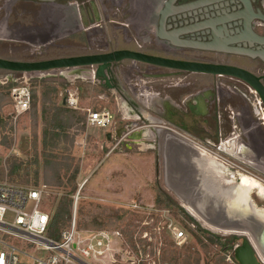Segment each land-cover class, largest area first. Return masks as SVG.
Returning a JSON list of instances; mask_svg holds the SVG:
<instances>
[{
    "label": "rangeland",
    "instance_id": "374dc122",
    "mask_svg": "<svg viewBox=\"0 0 264 264\" xmlns=\"http://www.w3.org/2000/svg\"><path fill=\"white\" fill-rule=\"evenodd\" d=\"M94 3L95 11L103 14L102 0H94ZM55 7L46 3L0 0V58L45 61L80 53L78 47L88 49L90 46L96 50V44L104 40L126 48V38H132L144 44V50L172 59L234 62L224 55L150 48L142 33L136 32L135 36L130 27H114L110 21L119 20L111 17L102 27L87 32L80 29L67 39L55 41L52 31L57 27L51 22ZM114 11L120 13L115 7L110 12ZM93 23L98 24L99 20ZM4 38L18 42H7L2 40ZM45 41L52 43L42 47ZM92 71L95 72L96 67L82 69L79 76H67L64 70L0 71V170L4 171L0 181L42 188L43 209L50 216L64 197L71 199L68 207L71 212L76 196L78 230L94 228L118 233L114 237L112 264H237L231 250L222 251L220 245L233 235L212 233L192 222L169 183L181 182L180 172L174 170L180 163L174 165L176 160L195 163L187 144L175 142V138L204 148L229 165L231 172L264 183L263 174L240 160L247 156L264 163V129L255 114V96L242 84L226 77L189 75L130 61L113 66L110 74L105 72V76L110 77L107 84ZM23 82L27 83L34 99L29 111L16 116L10 91ZM52 89L57 93H52ZM142 93L152 96L138 97ZM45 95L47 100L43 102ZM196 96L201 97L200 102ZM69 99L76 104L70 105ZM165 101L171 107H166ZM57 108L74 112L66 115L68 124L62 131L51 129ZM102 109L111 114V125L106 128L88 126L87 111ZM168 110L170 121L165 118L166 114L160 115ZM158 122L177 131H158L161 129L158 127H164ZM132 131L144 132L141 137L129 140L127 133ZM233 135H236L235 145L243 147V152H237L236 157L218 148L221 141ZM12 168L17 170L14 174H11ZM251 198L257 207H264V201L254 193ZM226 228L249 234L244 226L232 224ZM65 229L59 232L62 234ZM175 231L185 232L186 238L175 241ZM237 238L233 247L241 242L242 238ZM21 260L24 262L23 258ZM84 262L102 264L92 259Z\"/></svg>",
    "mask_w": 264,
    "mask_h": 264
},
{
    "label": "flooded vegetation",
    "instance_id": "af4514ba",
    "mask_svg": "<svg viewBox=\"0 0 264 264\" xmlns=\"http://www.w3.org/2000/svg\"><path fill=\"white\" fill-rule=\"evenodd\" d=\"M11 1L37 3L39 5L41 4L37 0H11ZM217 1L218 0H173V1L171 0H126V1L102 0L103 3L101 4L103 5L105 4V5H104L103 14L100 15L95 11L94 0H57L55 3L52 4L56 6L55 7L56 13L51 22L58 28L59 31H56L57 28L56 29L54 28V30L52 31V36L55 38V41L62 40V38L67 39L70 36L74 35V33H77L80 29H84V31L87 32L91 29L94 28L97 29L99 27L104 26L103 22L105 20H108L109 17L117 18L119 22L115 20L110 21L114 25V27L115 25L121 27V29L124 27L126 28L130 27L131 33H135L134 34L135 36L137 35V33H142V36H145L144 39H146L148 43L147 46L150 48L152 46H158L160 50L168 51V52L178 49V50L197 52V53H211L216 56L224 55L229 57L230 59H234L233 60L234 62H229L227 65L242 68L246 71L255 74L256 76L261 77L264 80V58H260L257 55L251 57L249 55H237L231 53H213L209 51L200 50L199 48L196 47H191L189 45L187 46L178 43L187 38L188 40H196L197 36L202 37V34L205 37L211 36L212 33L216 32L219 27H222L218 22H216L218 17L221 18L227 17L228 23L225 26L229 39H233L234 35L241 33L243 31L242 22L244 18L240 17L242 11L241 2L238 0H234L232 4L228 5L227 10L222 11L221 9H219V12L217 13L215 8H212L211 10L209 9L210 7H214V3H216ZM244 1H247L250 4V7L252 8V15L245 14L246 22L250 23V26L254 34H256L257 36H264V20L258 19V17L259 18L264 17V0H244ZM62 7L65 8L62 9ZM113 7H115L116 11H119L120 13L117 14L115 11L114 13H111L110 11H112ZM90 10L92 12H90ZM188 13L190 15H188ZM34 18L35 17H33V19ZM35 20L37 22L38 19H34V21ZM95 20L96 21L99 20V23L94 24L93 22ZM64 30H67L66 34L63 33ZM220 32L224 34L223 30ZM124 33L127 35V30H124ZM2 40H7V42H18L16 40L12 41V39L10 40L8 38L7 39L4 38ZM143 45L144 44L140 45V43H138V41L136 40L135 41L132 40V38L129 39L126 38L127 47L118 48L116 46H113L111 40L108 41L104 40L100 42V44H96V48H97L96 50H94L90 46L88 47V49H86V47H78V49L81 50L80 53H76L75 55L74 54L69 55L67 57H57L54 59L76 58L83 56H99V55H106L109 53H113L116 51H123V50L131 51V52H139L151 56L168 58L159 55L156 52H150L144 50L146 49V47L144 48ZM40 48L41 46H39V49ZM72 48H75V45H72ZM256 48H259L260 51L264 50L263 46L260 47L254 44L252 46V50L256 52ZM176 60H181V59H176ZM124 61H129V60H124ZM192 61L198 62L199 60L198 61L192 60ZM15 62H21V61H15ZM26 62H38V61H26ZM122 62L123 61L118 63H111L105 72L110 74V69L113 66H116ZM199 62H205V61H199ZM140 64H144V63H140ZM214 64H219V63L216 62ZM87 68L90 67H82L81 71L82 69H87ZM177 73H185V72H177ZM188 74L191 75L190 73ZM105 77L110 81V77L108 76ZM1 78L2 76H0V79ZM99 79L101 80V78ZM229 79L234 80L236 83L242 84L244 87H246L249 94L255 96V101H256L255 107L257 108L255 114L257 115L258 118L257 121H259L260 126L264 129V106L262 105L259 96L254 91L250 90L249 87H247L242 82L232 78ZM200 98H201L200 96H196L198 102H200ZM199 104L198 106L201 108V103ZM165 106L171 107L166 101H165ZM174 110L178 111L176 109ZM165 114L168 116L165 118L168 121H170L169 118H171V113L169 112V110L168 113L166 112L160 113V115L162 116H164ZM234 128L235 127H233V129ZM120 131L122 133L124 132L123 130ZM189 131L193 132L191 130ZM119 134L120 132L118 131L117 136ZM127 139L130 140L129 137H127ZM235 140H236V135H233L224 142L225 144H227L226 146L228 148L227 153L236 157L239 156L237 152H243V147H241L240 144L236 146ZM222 143L223 141H221L219 146H222L223 145ZM244 157L246 158L240 159L242 164L251 168L254 167L261 174L264 175L263 162L257 161L256 159L251 157H247V156Z\"/></svg>",
    "mask_w": 264,
    "mask_h": 264
},
{
    "label": "built area",
    "instance_id": "2783aa9c",
    "mask_svg": "<svg viewBox=\"0 0 264 264\" xmlns=\"http://www.w3.org/2000/svg\"><path fill=\"white\" fill-rule=\"evenodd\" d=\"M10 96L16 116L29 111L31 93L26 82L13 87ZM68 102L76 104L73 99ZM111 123L108 110L87 111L88 126L106 128ZM42 192V188L0 181V264H87L85 259L112 264L115 260L114 237L118 233L103 229L78 230L75 223L76 196L70 223L60 239L47 237L51 216L43 209ZM173 238L175 241L185 239V232L175 231ZM235 248L231 249L232 257Z\"/></svg>",
    "mask_w": 264,
    "mask_h": 264
},
{
    "label": "water",
    "instance_id": "95a60500",
    "mask_svg": "<svg viewBox=\"0 0 264 264\" xmlns=\"http://www.w3.org/2000/svg\"><path fill=\"white\" fill-rule=\"evenodd\" d=\"M40 3L53 4L57 0H37ZM173 1V0H171ZM234 0H218L214 3V7L217 13L219 9L222 11L227 10L228 5L232 4ZM242 4V11L240 17L244 18L242 25L243 31L234 35L233 39H229L228 33L226 32V24L228 23L227 17L221 18L218 17L217 21L222 27H219L216 32H213L211 36L205 37L202 34V37H198L196 40L185 39L178 43L183 45H189L191 47L199 48L200 50L209 51L213 53H231L237 55H249L254 57L257 55L260 58H264V50L260 51L259 48H256V52L252 50L254 44L264 47V36H257L252 31L250 23L246 22L245 14L252 15V8L247 1L238 0ZM224 8V9H223ZM188 15H190L188 13ZM256 19V18H254ZM258 19L264 20V17H258ZM224 31V34L220 31ZM50 42V41H48ZM248 45V46H246ZM124 60H129L138 63H144L149 66L162 68L165 70H170L174 72H185L190 74H203L211 75L215 77H226L236 79L247 87L250 90H253L260 98L262 105L264 106V80L256 76L255 74L246 71L242 68L229 66L227 64H214V63H205V62H194L186 60H176L171 58H163L158 56H151L142 54L139 52L131 51H116L106 55L99 56H83L76 58H60V59H51L38 62H15L10 60H5L0 58V70L6 72H16V73H32V72H49L53 70H67V69H81L82 67H94L96 66V71L94 76L101 78L105 84L108 83V80L105 77V71L111 63H118ZM142 131L138 132H128L127 137L135 139L136 137L141 136ZM126 134V133H125ZM148 136V133H147ZM109 136H107L108 138ZM171 160V156H168ZM174 160V158H172ZM167 180L169 182V176L167 175ZM212 206L218 207L217 203L213 202ZM182 208V206H180ZM187 217L194 223H198L184 208H182ZM204 216V213L201 212ZM219 214H217L218 216ZM232 219V220H231ZM227 219L221 225H236L237 227L244 226L247 232L251 234V237L256 240V246L264 255V243L261 241V237L264 234V224L257 222L256 219L251 216L247 217H231ZM227 222V223H226ZM220 225V223H218ZM224 236V235H223ZM239 237L237 235H233ZM240 244L236 245V248L233 250V259L237 264H261L255 253L254 248L252 247L251 242L247 237H240Z\"/></svg>",
    "mask_w": 264,
    "mask_h": 264
},
{
    "label": "bare ground",
    "instance_id": "6f19581e",
    "mask_svg": "<svg viewBox=\"0 0 264 264\" xmlns=\"http://www.w3.org/2000/svg\"><path fill=\"white\" fill-rule=\"evenodd\" d=\"M51 43V41H45L41 46L45 47L51 45ZM80 72L81 69H67L64 73H67V76H79ZM91 73H94V71ZM142 96L149 98L152 95L142 93ZM145 133L147 136L148 131L145 130ZM162 135H164V133H162ZM174 140L181 144H187L188 150L193 152L195 162L187 163L183 160H176L174 164L177 165L180 162L177 167L174 166V170L180 172L181 182L172 181L169 185L170 189L178 197L181 204L180 206H182V208H184L201 226L212 233L223 234L225 236L237 235L239 237H247L255 250L259 262L264 264V255L256 246V240H254L250 234L244 231L237 232L231 228H226L229 225H221L224 223L222 221L231 219L232 216H251L256 219L257 222L264 224V207H257L251 198V194L254 193L257 198L264 201V183L239 172H231L228 168L229 165L227 166L216 156L211 155L197 144L190 141L189 143L182 138H175ZM222 144V146L218 147L219 150L227 153V144H225V142ZM82 185L83 184H81L80 189ZM213 202L217 203L219 206H212ZM76 203L77 197L75 209ZM199 212L205 213L207 218ZM217 214L219 215L217 216ZM218 223H220V225H218ZM261 241L264 243V234L261 237Z\"/></svg>",
    "mask_w": 264,
    "mask_h": 264
},
{
    "label": "trees",
    "instance_id": "16d2710c",
    "mask_svg": "<svg viewBox=\"0 0 264 264\" xmlns=\"http://www.w3.org/2000/svg\"><path fill=\"white\" fill-rule=\"evenodd\" d=\"M52 93H57V91L55 89H52ZM47 95L44 96L45 98H44L43 102H46ZM33 99L34 98L31 97V102L33 101ZM69 113L74 114V112L64 110L63 108H57V112L54 114V117H53V124H52V128L51 129L53 131H59V130L62 131L65 128V124H68V122L66 121L67 120L66 115L69 114ZM57 137H58V134H57ZM12 169L13 170H11V174H14L17 170L15 168H12ZM3 172L4 171L1 168V170H0V179L3 178ZM159 202L160 201H158V203ZM69 205H71V199H68L67 197H64L61 200V202L59 203L57 209L54 211V213L51 216V223H50L47 235L51 236V238L53 240H59L60 237H61V233L59 231L61 229H63V228L65 229L66 227H68V225L70 223L71 212L68 209ZM179 211H181V210L179 209ZM91 227H94V226H91ZM98 228H101V227L98 226ZM93 229H91V230H93ZM201 232L203 233L205 231L203 230ZM237 240H238V238L235 237V236H232V237L226 239L224 241V244L223 243L220 244L221 247H222L221 250L225 251V252H229L232 249L234 243Z\"/></svg>",
    "mask_w": 264,
    "mask_h": 264
},
{
    "label": "crops",
    "instance_id": "0c3cea01",
    "mask_svg": "<svg viewBox=\"0 0 264 264\" xmlns=\"http://www.w3.org/2000/svg\"><path fill=\"white\" fill-rule=\"evenodd\" d=\"M236 61H238V60H236ZM235 63H237V62H235ZM141 93V92H140ZM138 97H142V95H140V94H138ZM156 98V97H155ZM154 98V99H155ZM158 124H160V125H163L164 127H158V128H161L160 130H158V131H166V132H168V133H173V132H176V131H174L175 129H172V128H169V127H166L163 123H159L158 122ZM163 129V130H162ZM173 131V132H172ZM179 132V131H178ZM182 133V132H181ZM185 136H187L186 134H185ZM188 137V136H187Z\"/></svg>",
    "mask_w": 264,
    "mask_h": 264
}]
</instances>
